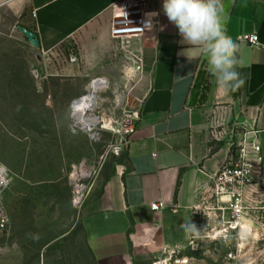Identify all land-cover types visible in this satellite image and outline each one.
I'll use <instances>...</instances> for the list:
<instances>
[{
  "label": "crops",
  "instance_id": "crops-1",
  "mask_svg": "<svg viewBox=\"0 0 264 264\" xmlns=\"http://www.w3.org/2000/svg\"><path fill=\"white\" fill-rule=\"evenodd\" d=\"M116 1L0 0V14L7 10L14 19L7 31L27 41L17 26L34 30L43 59L70 40L77 43V57L98 61L102 52L120 72L135 76L129 100L137 115L124 161L101 179L89 203L93 208L81 209L85 241L97 264H132L136 248L164 253L184 245L180 225L209 202L211 176L228 155L227 144H211L217 124L257 130L264 192V50L237 38L255 32L264 41V0H223L226 32L239 45L237 70L246 80L237 92L216 84L200 49L182 43L162 7L154 29L139 38L113 39ZM152 202L165 206L153 211Z\"/></svg>",
  "mask_w": 264,
  "mask_h": 264
},
{
  "label": "rangeland",
  "instance_id": "rangeland-1",
  "mask_svg": "<svg viewBox=\"0 0 264 264\" xmlns=\"http://www.w3.org/2000/svg\"><path fill=\"white\" fill-rule=\"evenodd\" d=\"M13 20L7 10L0 14V165L7 169L0 193L6 216V227H0V264H97L85 241L81 209L96 199L101 179L124 161L122 137L135 76L120 72L102 52L98 61L90 55L70 62V53H79L70 40L43 59L19 32L7 31ZM93 83L101 87L90 89ZM82 109L108 119L110 126L80 127L73 113ZM243 130L217 124L211 128V144H227L228 157ZM82 165L89 174L73 181ZM76 188L83 193L77 206L72 203ZM244 205V217L252 222L247 231L241 230L242 220L230 223L226 204L218 206L210 197L189 213L202 231L200 239L187 238L166 253L136 248L132 264H153L160 253L188 257L189 264H264L259 182L246 187Z\"/></svg>",
  "mask_w": 264,
  "mask_h": 264
},
{
  "label": "built area",
  "instance_id": "built-area-1",
  "mask_svg": "<svg viewBox=\"0 0 264 264\" xmlns=\"http://www.w3.org/2000/svg\"><path fill=\"white\" fill-rule=\"evenodd\" d=\"M156 1L155 6L154 2ZM158 3V4H157ZM163 0H118L113 3V13L110 19V36L113 39L128 40L131 38H139L143 33L154 29L160 19V12ZM238 40L251 46H257L264 50V41L258 34L243 33L239 35ZM78 59L75 52H71L69 56L70 62ZM136 69L140 68V59L133 55ZM74 101V100H73ZM99 120V127L108 128L111 121L104 119L101 115L94 114ZM135 112L128 114L129 125L125 129V135L122 137L123 144L126 145L130 135L134 131L133 118L136 117ZM107 123L104 127L103 123ZM74 123H78L74 119ZM96 126V125H95ZM93 126L92 128H94ZM91 128V129H92ZM261 147L258 140L257 130H243L237 134L236 147L233 152L226 157L221 167L211 176V185L209 188L210 197H214L216 203L226 204V208L230 211V223L234 226L240 223L241 217L245 216L244 197L246 187L256 183H260L261 175ZM7 169L0 165V193L1 187L5 183ZM82 190L76 188L72 195V203L77 206L82 200ZM162 202L150 203L153 211L164 208ZM0 227H6V216L0 209ZM40 264H44L41 262ZM153 264H189V258L185 256H164L154 260Z\"/></svg>",
  "mask_w": 264,
  "mask_h": 264
},
{
  "label": "clouds",
  "instance_id": "clouds-1",
  "mask_svg": "<svg viewBox=\"0 0 264 264\" xmlns=\"http://www.w3.org/2000/svg\"><path fill=\"white\" fill-rule=\"evenodd\" d=\"M162 8L169 22L177 27L182 43L200 49L216 84L226 91H239L246 80L237 70L239 45L226 32L223 0H163ZM180 228L193 242L202 236L192 221Z\"/></svg>",
  "mask_w": 264,
  "mask_h": 264
},
{
  "label": "bare ground",
  "instance_id": "bare-ground-1",
  "mask_svg": "<svg viewBox=\"0 0 264 264\" xmlns=\"http://www.w3.org/2000/svg\"><path fill=\"white\" fill-rule=\"evenodd\" d=\"M100 87H101L100 83H93L90 86V89L97 90ZM90 105L92 106V103ZM87 112L88 111H85L84 109H82V110H78V111L73 113V117H74L75 121L79 123V126L83 128V127H86L88 124H91L92 127L97 125V123L99 124L98 118L95 115L91 114L92 112L91 113H87ZM103 124H104V127H106L107 123L105 122ZM108 124L110 125V123H108ZM88 174H89L88 169H85L84 166L82 165V167L80 169V173H78L77 175L76 174L72 175V180L76 181L77 179H79V175L80 176H85V175H88ZM250 224H252V222L250 220H245V219L242 220V222L240 223L241 230L243 232L247 231L250 228Z\"/></svg>",
  "mask_w": 264,
  "mask_h": 264
},
{
  "label": "water",
  "instance_id": "water-1",
  "mask_svg": "<svg viewBox=\"0 0 264 264\" xmlns=\"http://www.w3.org/2000/svg\"><path fill=\"white\" fill-rule=\"evenodd\" d=\"M17 28L19 29V31H21L25 35V37L27 38V41L32 46H34L36 48H39V46H40L39 45V38H38V36H37V34H36V32L34 30L28 29V28H26L24 26H21V25H18ZM241 218H242V220H244V219L245 220H249V219H247L245 217H241Z\"/></svg>",
  "mask_w": 264,
  "mask_h": 264
},
{
  "label": "trees",
  "instance_id": "trees-1",
  "mask_svg": "<svg viewBox=\"0 0 264 264\" xmlns=\"http://www.w3.org/2000/svg\"><path fill=\"white\" fill-rule=\"evenodd\" d=\"M126 150V149H125Z\"/></svg>",
  "mask_w": 264,
  "mask_h": 264
}]
</instances>
